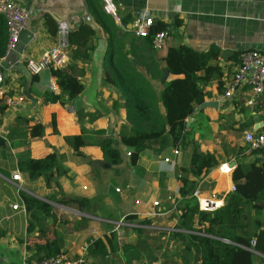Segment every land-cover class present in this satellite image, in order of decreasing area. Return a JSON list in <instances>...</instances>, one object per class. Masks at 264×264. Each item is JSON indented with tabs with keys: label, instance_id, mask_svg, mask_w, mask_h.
Listing matches in <instances>:
<instances>
[{
	"label": "crops",
	"instance_id": "1",
	"mask_svg": "<svg viewBox=\"0 0 264 264\" xmlns=\"http://www.w3.org/2000/svg\"><path fill=\"white\" fill-rule=\"evenodd\" d=\"M10 1L28 11L25 29H29L31 34L27 37L23 52L13 50L8 55L14 65L5 70L6 87L10 93L20 94L23 102L15 107H7L0 100V264H23L25 254L30 258L35 252L34 244L50 245L56 236L62 239V251L72 259L79 257L81 246L88 239L112 237V248L108 254L94 256L88 252L87 264H149L153 261L158 264H199L196 252L186 251V245L171 235L179 214L173 209L174 201L180 196L178 171L180 167L189 165L190 149H179V154H176L174 148H168L159 155L147 150L136 166L128 162L127 155L121 166L101 164L92 167L89 161L102 159L100 147H82L84 156L74 153L64 136L81 132L78 116L68 110V105L60 102L42 103L44 93L50 90L54 77L49 69L40 74H31L26 62L28 59H38L56 44V35L50 33L45 24L46 17L53 18L58 24L66 22L71 31L84 23L93 27L90 24L92 22L97 37L92 41L94 50L90 60L77 59L73 63L84 84V91L79 96L82 100L80 108L93 115L91 119L86 117L83 124L89 130L116 136L127 121L126 109L116 86L105 80L107 71L114 72L112 65L116 58V55L112 57L108 52L121 49L122 53H126L133 44L142 43L143 39L136 38L131 31L138 12L147 9L155 22L167 25L168 36L162 48L156 50L160 67L164 66L162 58L170 47L185 45L203 52L212 47L219 49V58L213 64L221 67L223 76L221 79H212L204 88L208 94L205 101H217L219 108L200 106L210 117L212 131L202 139L200 133H196V139L202 151L213 152L219 159L217 166L198 179L202 191L205 195H216L225 202L228 194L233 192L232 175L237 164L256 162L264 166V161L259 157L248 153L247 148L243 150L246 147L244 134L247 130L264 132V93L256 106L245 103L250 93L247 87L232 98L218 100L227 82L238 70L240 54L251 49L264 52V0H112L118 6L120 21L102 10V0ZM87 17L90 23L85 21ZM103 23H114L117 28L111 45L110 33L104 32ZM2 29L4 45H7L8 30L5 21L0 18V49L4 42L1 38ZM137 68L146 73L144 67L139 65ZM174 77L164 69L162 77L152 80L156 92L160 94L164 83ZM243 110L249 111V115ZM248 120L253 122L252 127L243 129L242 124ZM188 121L193 122L195 119L189 118ZM54 122L58 133L54 130ZM35 123L45 126V135L32 138L29 134H13L19 145L10 148V130L15 128L19 133L24 132ZM20 141L25 144H20ZM26 145L29 146L28 155L33 158H42L54 151L63 156L61 165L67 173L57 176V184L48 187L43 177L31 180L26 173L19 171L18 154L25 151ZM121 149L124 150V147ZM225 164L234 167L225 172L221 169ZM224 168L228 169L227 166ZM16 171L22 175V184L11 181V175ZM18 185H22L25 192L53 206L55 218H48L31 233L27 232V213L14 212L10 206L21 199ZM117 188L119 191H116ZM101 194L103 205L98 215L85 213L91 220L85 228L79 229L74 228L73 222L80 216L64 211L62 203L50 199L53 195L57 198L63 195L94 198ZM155 201L166 209L163 216L148 215ZM67 206L77 208L75 205ZM127 215H135L138 222L149 220L150 223L142 224L139 228H126L124 233L127 232L130 241L120 245L116 233L112 232L114 227L107 228L103 222L115 224ZM156 238L160 242L152 243ZM254 253V264H264V254Z\"/></svg>",
	"mask_w": 264,
	"mask_h": 264
},
{
	"label": "trees",
	"instance_id": "2",
	"mask_svg": "<svg viewBox=\"0 0 264 264\" xmlns=\"http://www.w3.org/2000/svg\"><path fill=\"white\" fill-rule=\"evenodd\" d=\"M45 24L50 33L57 34L59 24L53 18L46 17ZM102 25L104 32L110 33L111 45L117 28L114 23ZM166 28L165 23L155 22L150 35L144 38L141 44H133L126 53H122L121 49H111L108 52V55L112 57L116 55V58L112 65L114 72L107 71L105 80L116 86L126 109L127 121L120 127L118 134L105 135L102 131L87 129L83 121L86 117L91 119L93 115L80 108L75 113L81 125V132L64 136L65 142L79 156H84L81 150L84 146L100 147L102 159L89 161L94 168L101 164L109 167L121 166L127 152H130L127 156L128 162L136 166L141 155L147 150L159 155L168 148L190 149L189 165L180 167L178 171L181 186L180 196L176 198L175 205L179 214L176 215L177 230H173L171 235L186 245V251L196 252L199 264H254V252L264 254V166L256 162L237 164L232 175L236 189L228 194L224 205L213 212L200 210L193 192L198 186V179L217 166L219 159L215 153L200 149L196 133H200L202 139L212 131L210 117L205 114L204 109H200V106L208 95L204 90L207 83L223 76L221 67L213 64V61L219 58L220 50L212 47L203 52L185 45L170 47L162 58L164 66L160 67L153 46V37ZM3 31L2 29L1 38L4 42L0 49V57L7 52ZM96 37V30L86 23L70 32L71 62L65 68H49L60 92L46 91L43 104L60 102L62 105H73L79 98L84 91V84L79 79L73 63L77 59L90 60L94 50L92 41ZM139 65L145 68L146 73L138 71ZM164 69L176 77L165 82L162 92L158 94L152 80L162 77ZM219 86L221 88V84ZM243 112L249 115V111ZM189 118H194L195 121L189 122ZM53 125L58 133L56 123ZM252 125L253 122L248 120L242 124V128L248 129ZM13 134L18 136L29 134L32 138H40L45 135V126L42 123H35L20 133L12 128L8 136L10 148L19 145ZM20 142L25 144L23 141ZM27 145L25 151L18 154L17 167L19 171L26 173L29 179L37 180L43 177L46 185L51 187L56 183L57 176L67 173L61 165L63 156L57 151L42 158H33L27 153L29 150ZM121 147H124L126 153ZM96 175L100 176L99 173ZM20 196L26 206L28 233L48 218H55L50 203L25 191H20ZM50 199L66 206L75 205L83 213L92 216H97L103 205V194L94 198L64 195L57 198L53 195ZM125 219L140 224L150 223L149 220L138 222L135 215H127ZM90 220L88 216H81L73 222L74 228H85ZM111 244L112 237L96 238L89 252L94 256L106 255L112 248ZM34 249L31 260L57 256L63 252L62 239L56 236L50 245L34 244Z\"/></svg>",
	"mask_w": 264,
	"mask_h": 264
},
{
	"label": "built area",
	"instance_id": "3",
	"mask_svg": "<svg viewBox=\"0 0 264 264\" xmlns=\"http://www.w3.org/2000/svg\"><path fill=\"white\" fill-rule=\"evenodd\" d=\"M102 9L105 13L112 15L118 21V6L112 0H102ZM28 11L10 1L0 0V18L5 21L8 30V44L7 52L4 56L0 57V100L1 103L7 107H15L22 104L23 98L20 94H12L6 87V74L5 70L13 67V63L9 60L8 55L16 49L20 42L21 32L26 28V21L28 19ZM155 20L149 10L145 9L138 12L131 25V31L138 39H144L151 33V28L154 25ZM71 29L66 22H60L58 25V31L56 34V44L43 52L38 59H28L26 62V68L31 74H40L42 71L54 68H65L70 63V42L69 34ZM168 36V30H162L157 32L153 37V46L156 50L162 48L165 39ZM240 65L234 77L229 80L225 86L223 94L219 97V101L222 99L232 98L243 88L247 87L250 90L249 97L245 102L248 106H256L259 103L260 96L264 93V52L256 49L246 50L239 56ZM80 79V77H79ZM50 90L55 93H59L60 90L54 78L51 80ZM68 110L75 112L73 105L67 106ZM244 141L247 147V152L255 154L262 161H264V132H258L254 130H247L244 134ZM175 153L179 154V149H175ZM130 155V152H127ZM168 161V159H166ZM224 166H227L225 170ZM232 166L227 164L222 165L221 169L225 172L232 170ZM11 181L22 184V175L19 171L12 173ZM236 189L235 185H232L231 190ZM19 192L23 190L22 185H18ZM116 191H119L117 188ZM193 196L197 198L200 210L213 212L224 205L222 198L216 195H205L202 191L201 183H198L197 188L193 192ZM21 198V196H20ZM153 207L148 215L150 217H159L165 214L166 209L158 202L153 203ZM11 209L14 212L26 213V206L23 199L19 202L12 203ZM61 207L73 211L77 216H87L78 208L61 205ZM173 209H176L175 201ZM143 225L137 222H130L125 219V216L115 222L112 232L116 233V239L120 245L125 243L124 230L126 228L142 227ZM177 230V229H173ZM95 238H90L85 241L81 246V254L78 258L72 259L65 252L60 253L57 256L48 257L42 260H31L27 254H25L23 264H87V254L90 246ZM255 241H252L254 245ZM149 264H158L153 261Z\"/></svg>",
	"mask_w": 264,
	"mask_h": 264
},
{
	"label": "water",
	"instance_id": "4",
	"mask_svg": "<svg viewBox=\"0 0 264 264\" xmlns=\"http://www.w3.org/2000/svg\"><path fill=\"white\" fill-rule=\"evenodd\" d=\"M85 21L86 22H89V18H85ZM93 27H94V24L91 22L90 23ZM31 34V31L29 29H24L22 32H21V35H20V42L19 44L17 45L16 49L15 50H21L20 52H23L24 48H25V45L28 41V36ZM19 47V49H18ZM81 104H82V100L80 98H77L74 102V108H75V111H78L81 107ZM207 106H214L215 108H219V102L217 101H210V102H204L201 107L204 108V107H207ZM166 207L168 208V204H166Z\"/></svg>",
	"mask_w": 264,
	"mask_h": 264
},
{
	"label": "rangeland",
	"instance_id": "5",
	"mask_svg": "<svg viewBox=\"0 0 264 264\" xmlns=\"http://www.w3.org/2000/svg\"><path fill=\"white\" fill-rule=\"evenodd\" d=\"M22 191H24V190H22ZM11 193H9L8 195H10ZM58 207H60V206H58ZM73 207V206H72ZM62 209L64 210V211H66L67 210V212H71V213H73L74 215H75V213L73 212V211H71V210H68V209H65V208H63L62 207ZM76 216V215H75ZM103 224L107 227V228H111V226L112 227H114L115 226V224H111V223H108V222H103ZM126 231H127V229H126ZM125 235H124V241L126 242V244H127V242H129L130 241V237H129V235L127 234V232H125L124 233ZM160 242V239H157L156 238V240H154V241H152V243H154V244H157V243H159Z\"/></svg>",
	"mask_w": 264,
	"mask_h": 264
}]
</instances>
